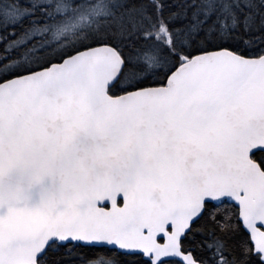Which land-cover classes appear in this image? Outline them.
Returning a JSON list of instances; mask_svg holds the SVG:
<instances>
[{
	"label": "snow or ice",
	"instance_id": "6c2138e0",
	"mask_svg": "<svg viewBox=\"0 0 264 264\" xmlns=\"http://www.w3.org/2000/svg\"><path fill=\"white\" fill-rule=\"evenodd\" d=\"M0 264H264V0H0Z\"/></svg>",
	"mask_w": 264,
	"mask_h": 264
}]
</instances>
